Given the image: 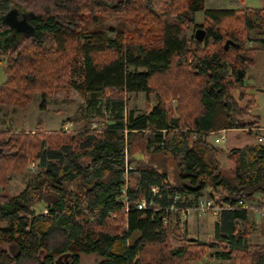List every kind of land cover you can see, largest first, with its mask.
Wrapping results in <instances>:
<instances>
[{
	"label": "trees",
	"instance_id": "1",
	"mask_svg": "<svg viewBox=\"0 0 264 264\" xmlns=\"http://www.w3.org/2000/svg\"><path fill=\"white\" fill-rule=\"evenodd\" d=\"M11 11L33 32L4 25ZM107 18H122V30H94L87 22ZM198 29L206 32L202 42ZM251 32L264 34V8L211 10L206 0H0V58L7 63L0 106L25 108L41 94L45 109L53 89L72 86L91 95L93 109L103 95L114 113L100 133L0 130V187L30 162L39 168L19 195L0 194V242L11 248L0 250V264H81L82 255L96 257L95 264L208 257L264 264L261 247L249 244L251 210L241 204L260 195L264 206V144L232 149V176L218 159L222 149L208 141L222 131L252 134L261 123L241 78L259 51L247 47ZM119 93H144L147 110L126 116ZM172 97L174 118L167 109ZM127 163L136 179L130 185ZM206 191L233 208L219 213L213 241L190 243L179 235L181 245L173 248L171 209L196 207ZM36 198L45 212L33 209ZM142 201L146 208L138 209Z\"/></svg>",
	"mask_w": 264,
	"mask_h": 264
},
{
	"label": "rangeland",
	"instance_id": "2",
	"mask_svg": "<svg viewBox=\"0 0 264 264\" xmlns=\"http://www.w3.org/2000/svg\"><path fill=\"white\" fill-rule=\"evenodd\" d=\"M264 8V0H206V8L211 10L219 9H237L242 10L245 8ZM22 19V16H19ZM90 25V29L94 30H107L109 28H115L119 32L123 28V19H104L99 23H93L90 19H87ZM204 19L202 14L197 15V25H202ZM249 41L247 47L258 48L252 54L254 58L253 66H248L245 69L243 75L244 87L251 92L256 101V108L251 112L253 116L259 117L261 123L258 124L255 131L249 134V131L243 130H229L223 133L212 135L209 138V143L222 149V152L218 155V159L224 172L228 175H234L235 164L229 158V152L235 148H246L256 143L264 144V140L261 142L259 138L264 137L263 132H259L258 128H264V45L259 41L264 39V34L259 32L249 33ZM7 80V63L6 60L0 58V86ZM74 80L77 82L79 78L76 76ZM240 90L234 91V96L238 99L240 97ZM120 94V93H119ZM107 96H113L111 93H107ZM124 100V114L127 116L131 111L137 113L145 112L148 108L147 96L144 93H121ZM91 95L80 93L75 87L72 86H60L53 89L46 100V108H41L42 96L36 94L33 97L32 102L25 108L17 107H3L0 106V130L6 131L11 129L14 132H24L37 134L38 132H60L65 131L70 134H78L84 131L100 133L114 120V113L112 110V103L101 95L97 98L96 109L89 107V101ZM149 105H155V95L151 94L149 97ZM240 105L244 106L245 101L240 102ZM167 109L169 111L170 118L176 116L177 102L172 97L167 103ZM124 115V116H125ZM40 125V128L38 126ZM41 129V131L39 130ZM225 136L224 141L220 144H215L217 137ZM139 143L135 148V155L140 156L142 152ZM128 160L131 157L129 152L127 154ZM142 158V157H141ZM88 161L86 160V163ZM171 162H167L170 164ZM36 164L35 167H32ZM135 166V165H134ZM134 168V167H132ZM39 168L36 162H30L24 170L17 173H10L9 180L5 187H0V194L13 197L23 192L30 180L35 174H37ZM135 178L129 176V185L134 184ZM208 191L205 192V197H208ZM218 200L219 198L216 197ZM261 205V206H260ZM251 210V220L249 227V240L254 246H260V255L264 253V206L261 204L260 199L256 198L249 201ZM260 208H257L259 207ZM33 209L37 214L45 211V204L40 202L36 198V203ZM184 225L178 226L173 223L174 233L172 232L170 242L173 248H178L181 245L179 235L185 236L186 240L190 243L196 242H211L214 240V218L212 216L197 217L192 216L187 220ZM253 224V225H252ZM172 228V229H173ZM10 246L4 242H0V250L10 251ZM94 256L82 255L81 264H94ZM256 259V258H255ZM256 261V260H255ZM190 264H227L217 259H211L208 257L204 261H195Z\"/></svg>",
	"mask_w": 264,
	"mask_h": 264
},
{
	"label": "built area",
	"instance_id": "3",
	"mask_svg": "<svg viewBox=\"0 0 264 264\" xmlns=\"http://www.w3.org/2000/svg\"><path fill=\"white\" fill-rule=\"evenodd\" d=\"M259 132H263L264 131V128H258ZM255 131V129H254ZM225 131H222L221 133H223ZM225 139V136H221V137H217L215 139V144H220L222 141H224ZM259 140L262 142L264 140V137L261 136V138H259ZM127 154L128 152L126 151V158L128 159L127 157ZM36 164H33L32 167H35ZM132 166H129V164L127 163L126 164V179H128V176H129V171L132 170ZM126 188L122 191V194L125 196L126 195ZM157 189L154 188L153 189V192L154 193H157ZM254 198H256L257 200L261 199L262 196L260 195H256ZM177 200V199H176ZM241 204L245 205V208L249 209L250 206H249V202H241ZM146 208V202H141L139 205H138V209H144ZM233 207H231L230 205L226 204V205H221L217 198L215 196H208V197H203L199 200L198 202V205L194 208H191V209H187V210H184L181 212L183 218L185 219H190V217H192L193 215L194 216H197V217H206V216H214V217H218L219 213L222 212L223 210H231ZM179 209L177 208H172L171 209V212H175V211H178ZM126 211H129V209L127 208Z\"/></svg>",
	"mask_w": 264,
	"mask_h": 264
},
{
	"label": "water",
	"instance_id": "4",
	"mask_svg": "<svg viewBox=\"0 0 264 264\" xmlns=\"http://www.w3.org/2000/svg\"><path fill=\"white\" fill-rule=\"evenodd\" d=\"M4 25L8 26L11 31H15L18 34H30L33 32L28 20L23 17L20 19L17 11H11L5 17ZM205 34V30L198 29L195 34L196 39L199 42H202L204 40ZM230 45L231 42H226L225 49H228ZM241 78H243V74H241Z\"/></svg>",
	"mask_w": 264,
	"mask_h": 264
},
{
	"label": "crops",
	"instance_id": "5",
	"mask_svg": "<svg viewBox=\"0 0 264 264\" xmlns=\"http://www.w3.org/2000/svg\"><path fill=\"white\" fill-rule=\"evenodd\" d=\"M250 8V7H249ZM263 133H264V131H263ZM235 168V167H234ZM142 202H145V201H142ZM45 212V211H44ZM251 215V214H250ZM213 218H214V221H216L217 220V217H214V216H212ZM191 218V217H190ZM170 220H171V223L173 222V223H175V224H177L178 226H181V225H184L186 222H188L187 220H189V219H185V218H183V216H182V214L181 213H179V212H177V211H175V212H173V213H171V216H170ZM251 220L254 222L255 221V219L254 218H251V216H250V222H251ZM172 223V224H173ZM253 225V224H252ZM249 244H252L251 242H250V240H249ZM96 259L97 258H94V264L96 263Z\"/></svg>",
	"mask_w": 264,
	"mask_h": 264
}]
</instances>
